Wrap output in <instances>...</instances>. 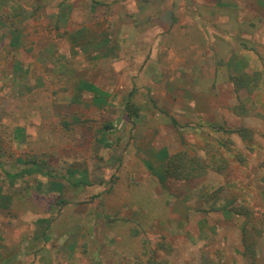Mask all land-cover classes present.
Here are the masks:
<instances>
[{
  "label": "rangeland",
  "instance_id": "obj_1",
  "mask_svg": "<svg viewBox=\"0 0 264 264\" xmlns=\"http://www.w3.org/2000/svg\"><path fill=\"white\" fill-rule=\"evenodd\" d=\"M0 7V264H264V5ZM243 54L254 87L228 65ZM99 95L107 104L93 102ZM198 102L215 115L181 112ZM245 111L260 136L237 134L234 114ZM164 147L168 159L156 151ZM180 153L205 175L164 176ZM26 170L33 175L13 178ZM205 192L232 194L248 259L222 244L224 232L193 227L210 217L186 213L188 205L211 212L210 201L194 202ZM40 219L51 221L48 240Z\"/></svg>",
  "mask_w": 264,
  "mask_h": 264
},
{
  "label": "crops",
  "instance_id": "obj_2",
  "mask_svg": "<svg viewBox=\"0 0 264 264\" xmlns=\"http://www.w3.org/2000/svg\"><path fill=\"white\" fill-rule=\"evenodd\" d=\"M250 2H252L253 5H257V3H259V5H261V6L264 5V0H250ZM225 4H226V2H224V5ZM197 19H201V16H198ZM257 37H258V34H257ZM142 54H143V51H140L139 54L137 52L135 55L140 56ZM228 65L230 66L231 69L237 71L242 76H249V73L251 75H254L253 73L250 72L251 69L253 68V65L251 62H249V58H247V56L245 54H243V56H241V57L239 56V57L235 58L234 60L229 61ZM197 68H198L197 69L198 71L202 70V66H200V65H198ZM125 69L129 70L130 68L128 66L127 67L121 66L118 70H125ZM262 84L263 83L260 84V82H259V85H257L256 87L259 89L262 87ZM94 88H96V87H94ZM96 89L99 92V89L98 88H96ZM94 99L95 100H93V102L96 104H107L106 99H104V97H101V95H99L97 98H94ZM212 111H213V109L209 108V106L204 108L203 105H200V103L198 102V103H194L192 105L191 109L189 108V105H187V107H184L181 112L186 113V114H191L192 117L200 116L201 118H204V117L209 116V114H212L211 113ZM200 112H202V113H200ZM196 113L198 115H196ZM250 114H251L250 111L249 112L245 111V113L234 114V118L239 120L238 126L240 127V129H238V131H237V134L239 136H242L243 133L249 134V135L254 134V136H256V137L261 135L262 129L259 130V128L255 129L253 127H249V125L246 123L247 121L245 119L252 116ZM213 115H215V114H212L211 116H209L207 118H210ZM106 130H108V129H106ZM237 140H239V139H237ZM240 140H242V139H240ZM242 142H243V140H242ZM259 145L260 144L256 143L255 147L259 148ZM245 146L249 150H251L253 148V146H251L249 144H245ZM242 147H243V145L241 146V148ZM151 150H154V149H151ZM156 151H158V152L160 151L161 154H164L166 157L165 159H168L170 157V153H168L170 151L166 147L160 148V150H159V148H157ZM158 157H160V155ZM163 173H164V176H166L165 170L163 171ZM222 195L223 194H220L221 198H219V197L216 198V196L210 198L209 192H205L202 194L198 193V195L193 196L194 202L195 203H201V201H204V202L210 201L211 204H210V207L208 210H211V212L207 211L206 209L199 210L193 206H190L192 208L191 209L188 207L189 206L188 204L190 202L187 201L186 203H184V204L188 205L186 208V213L191 214V215L196 214L195 212H198L199 214H203V213L208 214L210 216V217H208V220L206 218L202 219L201 217L200 218L198 217V219H197L198 221L195 224H193V227L199 232H202V231L205 232L206 230H209V231L218 230V232H224L223 233L224 234L223 239L222 238L220 239L222 241V244H224V246L226 248L231 249L230 252H233V255L235 253H238V255H240L241 259L242 258L248 259V257H249L248 253H247L248 242L244 240L243 235H241V234L239 235V233L244 230V227H243L242 223H241L242 225L240 224V226H238V223H237L240 221V219L242 220L241 217L243 214H241V212L236 211L233 208V204L235 203V199L232 197L231 193L226 192L225 196H223L224 198L222 197ZM222 200H225L227 204L222 206L223 205ZM180 204L182 206L183 203H180ZM218 204H221L220 206H222V207H217L216 205H218ZM182 208L184 209V207H182ZM204 217H205V215H204ZM211 217H216L217 223H214L213 225H211L209 223V220ZM207 222H208V224H207ZM226 233H228V234H226ZM226 235H227V238H226ZM251 242H254V241H251ZM20 245H21L22 250H23L24 242L20 243ZM250 246H253V245L251 244ZM20 254H23V252H21ZM229 255H230V253H229ZM2 263L7 264L5 260H2ZM229 264H235V262L232 261V263L229 262ZM236 264H239V262ZM240 264H247V263L240 262Z\"/></svg>",
  "mask_w": 264,
  "mask_h": 264
},
{
  "label": "trees",
  "instance_id": "obj_3",
  "mask_svg": "<svg viewBox=\"0 0 264 264\" xmlns=\"http://www.w3.org/2000/svg\"><path fill=\"white\" fill-rule=\"evenodd\" d=\"M244 77H245V81H243L244 85H242V86H244V87L246 86L247 88H250L252 86L254 87L253 84L249 85V76H244ZM256 80H259V79L256 78ZM256 86H255V88L257 89ZM111 128H112V125L108 126V130ZM242 135L245 139L248 137L249 134L243 133ZM184 156H185V158H184ZM196 162H197V160H195L193 158H191L189 160L186 159V155L184 153L177 154V155L171 157V159L169 161V167L166 170V175L172 176V177L177 178V179L184 178L183 180H189L191 178L192 179L198 178V177H201L202 175H205V173H203V172L201 173V171H198V169H201L202 171L205 172V170L202 169L204 167L199 166L198 164H195ZM33 173H34L33 171L26 170V171H23L21 173H18L13 178H21L27 174L33 175ZM181 175H183V176H181ZM38 222L42 225L44 224V225L48 226V229H46V231L42 235V238L48 240L47 232L50 228L51 221L49 219H40Z\"/></svg>",
  "mask_w": 264,
  "mask_h": 264
}]
</instances>
